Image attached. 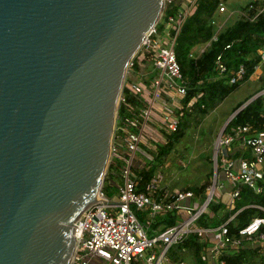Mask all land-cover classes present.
Wrapping results in <instances>:
<instances>
[{
  "label": "water",
  "instance_id": "obj_1",
  "mask_svg": "<svg viewBox=\"0 0 264 264\" xmlns=\"http://www.w3.org/2000/svg\"><path fill=\"white\" fill-rule=\"evenodd\" d=\"M162 7L0 0V264H70L74 223L102 186L125 72Z\"/></svg>",
  "mask_w": 264,
  "mask_h": 264
},
{
  "label": "built area",
  "instance_id": "obj_2",
  "mask_svg": "<svg viewBox=\"0 0 264 264\" xmlns=\"http://www.w3.org/2000/svg\"><path fill=\"white\" fill-rule=\"evenodd\" d=\"M186 2L179 4L174 15L166 17L161 28L157 26L160 17L128 64L132 68L134 58L139 65L147 59L157 73L148 83L123 81L108 160V164L122 163L121 182L112 197L106 196L101 186L96 200L75 221L76 247L70 264H161L167 261L168 248L181 242L189 233H195L200 240L209 243L202 257L209 255L214 264H228L222 255L237 252L244 242L264 243V207L260 205L249 204L237 209L215 227L196 224L202 214L210 212L211 202L223 203L225 210H235L243 186L257 195L262 193L263 129L252 124L227 125L218 132L213 172L201 195L197 196L189 188L170 189L161 185L159 172L144 181L142 171L151 167L158 146L165 144L168 136L178 130L184 111L187 89L174 47L186 17L195 10L196 0ZM218 10L224 12V5L220 4ZM258 53L260 63L264 62V46ZM215 69L219 74L227 71L220 54L216 57ZM230 73L229 83L241 81L243 66ZM123 88L135 95L138 103L127 100L122 94ZM192 103L193 100L186 107ZM120 107L124 109L123 114L118 112ZM250 206L262 211L263 215L252 217L247 224L230 232L229 223L235 215ZM168 213L175 215L174 223L161 230L153 229V218Z\"/></svg>",
  "mask_w": 264,
  "mask_h": 264
},
{
  "label": "trees",
  "instance_id": "obj_3",
  "mask_svg": "<svg viewBox=\"0 0 264 264\" xmlns=\"http://www.w3.org/2000/svg\"><path fill=\"white\" fill-rule=\"evenodd\" d=\"M232 0H196L195 10L186 17L175 43V53L184 77L187 93L183 99L184 111L180 119L178 130L168 136L167 142L158 146V154L147 171H142L144 181H148L160 169L164 158L172 151L174 144L184 136L188 128L189 119L193 116L196 123L214 111L225 100L232 99L231 107L227 110V117L241 106L246 100L257 92L264 89V62L260 63L258 49L264 46V0H242L234 9ZM220 4L230 7L233 12L224 19L218 8ZM179 4L171 1L164 8L160 21L157 23L162 27L163 21L168 15L177 12ZM222 14V15H221ZM224 19V20H221ZM221 20V21H220ZM223 24L219 26L220 23ZM206 45L201 53L196 48ZM226 45L229 47L226 48ZM221 55L222 62L227 71L219 74L215 69V60ZM242 65L244 69L243 78L236 83H229L230 71H236ZM259 66L261 73L253 80L250 76ZM139 64L133 59L132 69L138 71ZM157 73L150 65L146 73L141 74V81L148 83ZM245 84L248 90L244 97L237 100L234 97L240 87ZM122 94L127 100L138 103V99L127 88H123ZM193 100L190 107L187 104ZM123 114L122 107L118 110ZM252 124L258 129L264 130V93L259 95L242 110H240L229 122V126ZM173 163V162H172ZM120 161L108 164L102 191L106 196L112 197L117 191V185L121 182L119 170ZM203 184L192 185L186 188L192 189L198 196L205 192L209 183V177ZM240 199L237 201L233 211L225 210L223 203L211 202L209 213L202 214L196 221L200 227L211 228L225 221L233 214L249 204L264 207V182L262 193L257 195L247 187L241 189ZM142 217V214H139ZM263 212L254 207H245L239 211L229 223L230 232L247 224L254 216H261ZM175 215L168 213L165 216L153 218L152 228L161 230L174 223ZM209 247L207 241L200 240L195 233L187 234L181 242L171 245L166 253L167 261L172 264H214V261L203 253ZM228 264H264V243L259 241L244 242L241 248L234 253L224 254L221 257ZM138 264V263H135Z\"/></svg>",
  "mask_w": 264,
  "mask_h": 264
},
{
  "label": "rangeland",
  "instance_id": "obj_4",
  "mask_svg": "<svg viewBox=\"0 0 264 264\" xmlns=\"http://www.w3.org/2000/svg\"><path fill=\"white\" fill-rule=\"evenodd\" d=\"M169 1H173L176 4H181L183 2L187 3L186 0H163L160 17ZM241 1L242 0L231 1L234 2V4H232L234 9L237 8V3ZM223 5L225 11L222 13L224 14L227 12L223 15L225 19L233 11L230 10L231 8L228 7V5ZM149 67L150 61L147 59L144 60L143 64L139 65L138 71L136 72L128 67L125 72L124 81H141L140 75L146 73ZM247 91L245 84H243L240 89L234 93V97L239 100L244 97V94L248 93ZM232 99L234 100L235 98ZM227 115V110L224 111L223 107L219 106L198 123H196L193 116L189 119L188 128L184 136L174 144L172 151L164 158V163L159 166L160 170L158 172L162 177L160 180L161 185L170 189H184L188 186L203 184L206 181L207 174L213 172L215 138L223 123L228 118ZM104 177L105 174L103 176V181ZM154 249L156 252H159V248L155 247ZM138 264L143 263L138 262ZM161 264L172 263L164 260Z\"/></svg>",
  "mask_w": 264,
  "mask_h": 264
},
{
  "label": "crops",
  "instance_id": "obj_5",
  "mask_svg": "<svg viewBox=\"0 0 264 264\" xmlns=\"http://www.w3.org/2000/svg\"><path fill=\"white\" fill-rule=\"evenodd\" d=\"M222 24H223V22L221 23V25H222ZM205 47H206V45H202V46L196 48L197 53H198V54L201 53V52L205 49ZM142 63H143V62H142ZM260 73H261V69H260L259 66H258V68L256 69V71H255L254 76L252 77V79H256V78L259 76ZM229 102H230V103H229ZM231 102H232V99H227V100H225L222 104H220V107H223V110H224V111H225V110H228V109H230V107H231Z\"/></svg>",
  "mask_w": 264,
  "mask_h": 264
}]
</instances>
